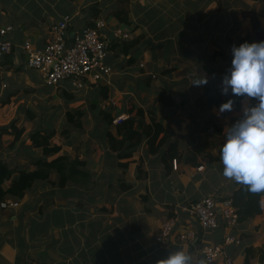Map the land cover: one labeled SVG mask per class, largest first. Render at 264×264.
<instances>
[{
  "label": "crops",
  "instance_id": "obj_1",
  "mask_svg": "<svg viewBox=\"0 0 264 264\" xmlns=\"http://www.w3.org/2000/svg\"><path fill=\"white\" fill-rule=\"evenodd\" d=\"M22 1L24 3L19 0H13L12 3L19 2L18 10L28 7L30 3L40 6L39 9L34 6L33 18L23 20L20 14H9L2 7L0 0V26L13 27L9 37L14 43L13 51L0 62L1 100H9L6 105L0 101V128L16 120L18 132L23 131L17 141L16 134H0V157L5 153L13 155L12 157L6 155L4 157L10 158L0 159L6 163L10 162L7 164L12 174L13 172L15 174L13 177H18L24 170H35L36 162L43 158L42 149L33 147L29 138L31 132L36 129L27 126L31 121L30 114H33L30 106L24 107L27 103V95L37 91L36 88L39 86H42L40 91L43 93H50L53 90L46 84L45 77L39 70L26 67L27 56L22 45L25 40L31 39L35 44L42 46L49 36L52 24L64 15H73L70 27L73 30L90 22L92 25H98L100 22L106 25L103 28V35L108 42V61L113 67V72L102 82V85L108 87L109 106L114 102L113 109L121 111L115 117V124L129 117L128 107L131 104L145 111V117L140 119L141 125L150 124L151 112H155L156 118L160 120L164 113L163 109L160 110L159 106H156L159 95L156 88L163 87L160 81H164L165 85L169 84L166 88L178 108L170 125L172 133L156 153H149L147 145L143 142L132 157L122 160L115 158L116 153L109 149L102 134H95L91 130L90 135H94L95 138H90L88 145L84 144L85 151L79 158L85 162L80 165V169L88 172V178L84 179L85 181L69 179L66 188H63L66 184L62 186L61 192L64 197L59 198L62 200L60 206L63 208L57 215L52 214L51 211L47 216V213H43L44 218L37 216V213L41 210L42 190L49 181L48 179L35 181L27 192L40 194L37 201L25 202L22 209L13 216L12 223L7 222L3 225V227L10 225V228L16 225L14 232L16 239L15 237L4 239V243H0V260H7V264L24 262V264H34V262L28 263L31 253H34L44 258L42 264H157L170 253L184 250L191 255L193 264H200L202 260L205 264H222L227 256L234 259V264H246V250L255 249L254 259L262 264L260 258L264 249V203H262L264 193L258 195L248 191L256 198V209L248 219L241 218L240 215V223L234 229L221 227L214 232H204L197 220L187 211L191 203L199 201L209 193L215 192L221 197L230 196L240 184H235L234 180L222 174L220 149L227 130L224 127L222 131L220 117L214 119L211 131V128L207 129L199 119L209 112L199 109L196 106L197 101L192 105L195 98L193 94L196 91L194 84L197 79L193 64L185 51L189 47L188 40L175 42L178 39L171 34L170 22L161 9L155 6L156 3L165 1L138 0L136 12L132 8L130 13L131 19L133 17L130 26L122 24L114 14L118 0L103 2L77 0L84 4L88 3L75 8L70 0H63L62 8L57 4L56 8L52 9V14L55 12L56 17L51 24L48 20L45 22L42 20L44 0ZM67 2L71 5H67ZM112 3L114 5H111ZM88 6L89 8L95 6L96 10H87L85 14H81L82 9H87ZM224 13L221 18L222 24L225 18L228 20L227 23L231 24L240 14L236 11L232 13L224 11ZM215 16L219 17V13L210 18L212 25L207 27L213 33L218 32H215V26H220L219 18L214 19ZM240 24L243 25L244 20H241ZM231 29L235 31L232 26ZM116 31L127 32L129 36L116 37ZM132 41H135V44L126 52V43ZM162 41L169 44L166 50L156 48ZM181 82L185 83L181 92H173L176 84ZM57 87H62L59 95L66 101L65 91L76 96L77 101L89 100L93 97L92 101L89 100L91 104L94 98L99 97L97 95L99 86L76 89L81 91L82 96L77 94L79 91L76 92L70 83ZM199 95L200 93L196 98H199ZM77 101L70 103L74 104ZM257 102L255 98L246 97L242 100L238 117L243 116L245 107ZM106 104L107 102H103L102 107L105 108ZM213 107L211 113L215 114L219 107L218 105ZM23 111L26 117L20 118ZM53 130L51 144L60 146L61 150L49 156L48 161L65 154L70 156L73 154V149L78 146L76 143L78 135L67 136V130L63 129L60 132L52 123L44 127L45 132ZM220 131L221 140L218 139ZM98 132L100 133L99 130ZM62 133L66 136H62ZM23 136H28L26 141ZM3 145L9 148V152H6L7 149L2 150ZM95 145L102 150L100 156L95 154L96 150L93 147ZM199 145L203 146L197 150ZM14 155L21 158H16L19 164L11 168ZM119 161L129 164L123 168L117 164ZM230 187L234 188L228 191ZM47 194L54 196V191H49ZM85 196L87 197L83 198ZM8 199L12 200V198ZM67 200L70 202L67 203ZM25 216L29 217L24 219ZM167 220H175V229L167 241L158 242L160 227ZM188 228L194 231L196 239L182 242L179 236ZM55 231L59 233L56 234ZM231 235L236 236L238 242L236 244L226 242L227 245L223 247L224 252L219 257V261L208 263L201 253V246L209 243L220 247L227 237H233ZM44 239L47 241L50 239L49 241L53 243L51 247L58 255H51L50 258L53 260L51 263L47 261L45 251L38 253L36 250L44 245ZM257 249L260 250L258 253ZM53 256H57L56 262Z\"/></svg>",
  "mask_w": 264,
  "mask_h": 264
},
{
  "label": "rangeland",
  "instance_id": "obj_2",
  "mask_svg": "<svg viewBox=\"0 0 264 264\" xmlns=\"http://www.w3.org/2000/svg\"><path fill=\"white\" fill-rule=\"evenodd\" d=\"M2 1V7L5 8L6 12L9 14H20L25 19H31L34 17L33 11L34 6L36 5L39 9L40 6L36 3H30L28 7H24V9L18 10V4L12 3L13 0H1ZM20 2H23L22 0H19ZM69 1V0H66ZM72 3V6L74 8L78 5L83 6L86 5L82 2H79L77 0H70ZM102 0L101 2H103ZM164 3H156L155 6L157 9H161V12L166 16L168 21L170 22L171 34H173L177 39L175 42H185L188 40V49L187 56L191 60V64H193V70L196 75L197 82L206 79L207 83L204 84H194V90L195 93L193 96L195 97L192 101V105L196 103L198 98L196 96L200 93L199 96H203V98L206 97H216V96H222V100L227 101L228 96L230 95V92L228 95L222 94L221 91V77L224 73H226L227 69L230 67L231 64V48L233 45H239L241 43V40L246 36H251L252 41H257L255 30L253 26V17H256L259 19L261 23V29H264V0H164ZM138 0H118L116 2V11L114 12L115 15H119V12H125L130 19L131 22H133V17L131 19V11L133 8V11L136 12L137 3ZM10 3L12 5L10 6ZM24 3V2H23ZM27 3V2H26ZM165 3H167V6H165ZM59 8L64 6L63 0H44L43 3V12H42V20L45 22L48 20L49 24H51L52 21L55 20V12L52 14V9L56 8V5ZM67 5H71L67 2ZM111 5H114L112 3ZM87 10H96V7H90L89 6L84 9H82L81 14H85ZM60 11V10H59ZM58 11V12H59ZM224 11H236L240 12L238 14L236 20H232V25L228 24V20L225 18L224 23L222 24L221 18L223 14L225 15ZM219 13L220 26H215V32L213 33L211 29L207 28L211 26V20L210 19L213 15H217ZM245 19H243V18ZM244 20V24H240V21ZM133 25V23H132ZM235 28V31L231 29ZM169 47V44H166L164 41L157 44L158 49L166 50ZM222 49V52H224L225 58L219 59L218 57H214L215 51ZM190 50V51H189ZM217 62L219 66H222L223 68V74H211L207 73L203 66L205 64L210 63V65L214 64V62ZM202 62V64H199ZM197 65V66H196ZM199 75V76H197ZM161 86L168 87L169 84L165 85L164 81H160ZM196 82V83H197ZM95 86H99L98 84H93ZM165 85V86H164ZM177 86L173 88V92H181V89L185 86L184 82H181L179 84H176ZM221 85V86H220ZM88 87V86H87ZM86 87V88H87ZM163 87H157V94L160 93V90ZM53 88V90L50 93H43L40 90L42 89V86L37 87V91L32 92L27 95V103L24 104V107L30 106L32 108L34 118L31 119V121L27 124V126H31L33 129L41 130L42 133H45L44 127L48 123H52L59 131L61 132L63 129L67 130L68 135L67 136H73L74 134L78 135L76 139L77 147L73 149V154L70 155V160H76L81 158L82 152H84V144L90 143V138H95L94 135H90L91 130L95 132V134L100 131V128H98V115L95 113V109L92 107V104L90 101H92L93 97L89 100H80L77 101V103L71 104L67 103L66 99L62 96H60V90L62 87H50ZM217 88V89H215ZM72 91L71 89H69ZM76 90V89H75ZM73 90V91H75ZM47 91V90H46ZM79 90H76V92ZM84 91V89H82ZM79 96H82L81 91L77 92ZM92 94H90L91 96ZM198 97V96H197ZM105 102V101H104ZM107 102V101H106ZM119 104V101H118ZM130 106V105H129ZM156 106H159L160 110L163 109L162 103H160L159 99H157ZM197 106V105H196ZM195 106V107H196ZM22 107V108H24ZM77 107V108H83L85 109L84 116L81 118L82 126H78L77 124L70 122L67 116V111L70 109ZM198 107V106H197ZM220 108V106H218ZM199 108V107H198ZM214 108V107H213ZM200 109V108H199ZM245 109V108H244ZM196 110V109H195ZM212 110V109H211ZM201 111V110H200ZM195 112V111H193ZM212 111H209L208 115H203L202 117H199V119L202 121V124L206 125L207 129L211 128V131L213 130V122L214 119L220 117V125L223 126L221 129L226 127V130L228 127H230L233 124V120L235 118L229 113L228 111H225L223 113L219 112V109L217 113H211ZM210 116H212L210 118ZM20 118H25L24 111L19 116ZM240 119L237 117V120ZM26 121V120H25ZM137 126V124H136ZM219 128V127H218ZM101 134V133H99ZM29 135V134H28ZM74 135V136H76ZM221 131L219 132V140H221ZM62 136H66L62 133ZM25 141L27 140L28 136H23ZM53 139V138H52ZM51 139V142L53 140ZM224 139V138H223ZM22 146V145H21ZM95 151V154L97 155V145L93 146ZM7 149L6 152H9V148L2 147V150ZM21 151L22 148H21ZM65 154V153H64ZM6 155L11 156V153L3 155L0 158H10V157H4ZM62 155V154H61ZM103 157V156H102ZM13 161L11 163V168L15 167L16 164H19V161H17L16 158H21V156L14 155ZM55 158V157H54ZM75 158V159H74ZM98 158V156H97ZM8 163V162H7ZM10 163V162H9ZM8 163V164H9ZM37 168V167H36ZM35 168V169H36ZM53 172V173H52ZM52 176L50 173V178L48 179L49 182H47V186L45 189L42 190V197L43 199L40 200L42 202L41 204V210L37 213V216L40 215L44 218L43 213H48L51 211L52 214H56L59 212L60 209L63 207L60 206V202L62 201L59 199L60 197H64L63 192L61 190L62 188L60 186V175L57 170H53ZM12 175H15L14 172ZM77 185L76 183H73ZM234 187L228 188V191H230ZM49 191H54L53 195H48L47 193ZM227 191V190H226ZM38 196L40 194L37 193H30L27 192L25 196L18 200V205L14 207H0L2 211L0 212V243H4V239H16L15 235V227L16 225H13L10 228V225H6L3 227L4 224H7V222L13 221V216H16V212L18 210H21L24 203H34L37 201ZM87 196L83 197L86 198ZM9 200V199H7ZM13 200V199H12ZM67 203L70 202V200L66 201ZM64 210V209H63ZM6 213V214H5ZM104 213V212H103ZM25 215H29V213H25ZM104 215V214H103ZM45 216V218H46ZM29 216H25L24 219H27ZM32 217V216H30ZM23 219V220H24ZM247 219V218H246ZM239 221L235 226L227 227L228 229H234L237 228L239 225ZM225 228V229H227ZM28 231V230H27ZM26 231V232H27ZM56 234H58V231H55ZM234 237V241L231 244H236L238 242L237 237L234 235H231ZM18 238V237H17ZM43 241L44 245L41 248L36 249L38 253L46 252V256L48 257L47 261L51 263L52 258L51 255L56 254L55 249L51 247L53 245L52 242L47 239H44ZM227 243L224 241L222 243V246L225 248ZM257 248V247H255ZM260 251L257 249V253ZM29 252V250L27 251ZM202 253V252H201ZM57 255V254H56ZM203 255V254H202ZM58 256V255H57ZM57 256H53L57 261ZM62 259V257L60 258ZM44 261V258L39 255H35L34 253H31L30 258L28 260V263L34 262V264H42ZM25 263V262H24ZM23 263V264H24ZM0 264H7V260H0ZM32 264V263H31Z\"/></svg>",
  "mask_w": 264,
  "mask_h": 264
},
{
  "label": "trees",
  "instance_id": "obj_3",
  "mask_svg": "<svg viewBox=\"0 0 264 264\" xmlns=\"http://www.w3.org/2000/svg\"><path fill=\"white\" fill-rule=\"evenodd\" d=\"M118 20L126 26L131 25V21L125 12H119ZM90 23L86 25H89ZM253 26L254 29H256L255 35L257 41L264 40V29H261V23L257 16L253 17ZM244 41L253 42L251 40V36L244 37L241 40V43H243ZM134 44L135 41L127 42V49H125L126 52H128L130 46H133ZM214 57L224 59L225 55L224 52H222V49L215 51ZM203 69L207 73H215L218 75L220 73L223 74L222 66H219L216 61L213 65H210V63L205 64L203 66ZM224 74L221 77V82ZM104 81L105 80H103V82ZM99 84V92H97V95H99V97L97 99L94 98L95 100H93L94 102L92 103V107L96 108L95 113L98 115V128H100V133L102 134L109 149L116 153L115 158L122 160L132 157L133 153L140 147L143 142L147 145V150L149 151V153L158 152L159 149L167 142L172 133L170 130V125L173 122V117L175 116L178 108V105L169 94L167 88L163 87L158 95V99L160 103H162L164 110V113L160 120L156 118L155 112H151L152 118L150 124L141 125L142 123L140 119L145 117V111L142 108L131 104L128 107L129 117L122 120L120 123L115 124V117L119 115L121 111H115L112 104V106H109L108 100L110 93L108 87L102 85V82ZM91 86L94 85H88V87ZM65 95L67 97L68 103L78 100V98L72 95L70 92L65 91ZM245 98L246 97L232 96L231 93L228 96V99H232L234 102L233 109L229 111V115L231 114L235 118V120H233V123L237 121V117L241 109V102ZM8 101L9 100H3L2 104L6 105ZM104 101H107L105 108L102 107V103ZM223 102L224 100H222V96H211L206 98L200 96L197 100V106L201 110L209 112L214 105L220 106ZM84 113L85 111L81 108H72L67 111V116L70 122H73L78 126H82L83 124L81 118L84 116ZM30 117L31 119L34 118V114H30ZM16 124L17 121L14 120L9 125L1 127L0 134H16L15 139L17 141L23 131L18 132L19 128L16 126ZM96 134H99V132H97ZM53 136L54 130L52 132L45 133H42L41 130H34L29 135V138L32 141V146L41 148L43 151V158L39 159L36 162L37 168L33 171L24 170L19 173L18 177H13L9 165L5 161L0 159V204L8 198H12L16 201L22 199L27 191L31 189L35 181L49 179L50 173L53 170H57L59 172L60 186H64L69 179L85 181L84 179L88 178V172L80 169V165H83L85 163L82 160H70V157L67 154L56 157L51 161L47 160L49 156L59 153V151L61 150L60 146L51 144V138ZM202 146L203 145H199L196 149L200 150ZM96 149L98 151V156H100L102 154V150L99 146ZM196 149H194V151H196ZM117 164L120 167L126 168L129 163L119 161ZM235 184H237V182ZM260 194L261 193H258V195ZM228 197L233 199L234 205L241 215V218L248 219L254 213L257 201L256 198L249 194L246 186L240 184V187L237 190L234 189ZM228 197L219 196V198L222 200ZM255 252V249L246 250V264H259L256 262V258L254 259ZM260 262L264 264V249L262 250Z\"/></svg>",
  "mask_w": 264,
  "mask_h": 264
},
{
  "label": "built area",
  "instance_id": "obj_4",
  "mask_svg": "<svg viewBox=\"0 0 264 264\" xmlns=\"http://www.w3.org/2000/svg\"><path fill=\"white\" fill-rule=\"evenodd\" d=\"M73 15H64L52 24L46 42L39 46L31 39L25 40L22 48L27 56V68L39 70L45 77L48 86L57 87L70 83L73 89L87 87L89 84H99L110 77L113 67L108 61V42L103 35L104 22L98 25H84L71 29ZM12 26H0V62L12 52L13 41L9 37ZM116 37L127 38V32L116 31ZM2 93L0 92V101ZM113 106L114 102L111 103ZM1 207H14L18 202L7 200ZM204 232H213L220 227H232L238 223V213L233 199H220L215 192L203 196L199 201L187 207ZM176 226L175 220L162 223L157 235V241L164 243L170 237ZM196 234L191 228L180 234L179 240H195ZM233 237H227L226 242L232 243ZM201 252L209 263L219 261L223 255V246L205 244ZM222 264H234L233 258L227 256Z\"/></svg>",
  "mask_w": 264,
  "mask_h": 264
},
{
  "label": "clouds",
  "instance_id": "obj_5",
  "mask_svg": "<svg viewBox=\"0 0 264 264\" xmlns=\"http://www.w3.org/2000/svg\"><path fill=\"white\" fill-rule=\"evenodd\" d=\"M231 55L230 67L221 82L222 94L230 92L232 96L255 98L258 102L245 107L243 116L225 131L220 149L222 174L246 186L251 193H264V40L233 45ZM204 83L207 78L195 84ZM233 103L232 99L223 102L219 112L231 111ZM237 213L240 218L238 210ZM157 264H193V260L189 253L177 250Z\"/></svg>",
  "mask_w": 264,
  "mask_h": 264
}]
</instances>
